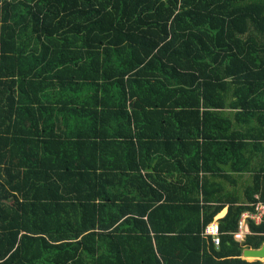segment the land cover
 Masks as SVG:
<instances>
[{
  "label": "trees",
  "instance_id": "obj_1",
  "mask_svg": "<svg viewBox=\"0 0 264 264\" xmlns=\"http://www.w3.org/2000/svg\"><path fill=\"white\" fill-rule=\"evenodd\" d=\"M229 86L264 116V0H0V264H261L200 237Z\"/></svg>",
  "mask_w": 264,
  "mask_h": 264
},
{
  "label": "crops",
  "instance_id": "obj_2",
  "mask_svg": "<svg viewBox=\"0 0 264 264\" xmlns=\"http://www.w3.org/2000/svg\"><path fill=\"white\" fill-rule=\"evenodd\" d=\"M231 92V87L225 90L223 95L224 107L214 108L217 113H220L221 116L227 118L230 124L228 131V140L230 141H227V139L221 140L224 142H231L232 146H237L238 140H240L244 143V146L241 147L236 154H231L230 152L219 154L218 157L214 159V162L209 164L212 172L210 175L206 176H209V182L215 183L214 187H216L218 191L215 193L213 192V196L211 197V200H209L211 202L203 203L199 200L198 203L200 205V209L203 206H220L221 209L218 210L212 219L202 228L200 237H206L211 242V236L205 235L203 232L204 228L207 225H216L218 228V221L225 216L228 207H242L244 209L237 217L235 229L232 232H228L234 243L242 244L247 236L254 234L249 227L253 224H248V232L243 234L241 239H234L232 234L237 232V223L241 213L250 209V204L255 201V198L259 200L257 194L251 195V188L254 185L251 183H253L254 173L264 174V116L259 118V115H257L258 111L256 109L257 104H254L253 101L249 100V98L243 102V105H245L244 115L241 114V109L229 106L230 102L234 101V96L231 95ZM230 132H236L239 136L231 138L229 136ZM243 135H245V137H242ZM205 173L209 174V172ZM224 175L227 176V178L223 177ZM250 196L254 199L253 201L247 200ZM183 197H188V195H183L181 198ZM210 211H212L211 208L206 214ZM219 235L220 234L218 233V244ZM263 244L264 243H261L258 248L243 247L241 249L240 259L246 262L257 260L262 264L264 257L261 259L243 257L242 252L243 250L259 249ZM211 245L212 247L217 248V246H214L212 242Z\"/></svg>",
  "mask_w": 264,
  "mask_h": 264
},
{
  "label": "built area",
  "instance_id": "obj_3",
  "mask_svg": "<svg viewBox=\"0 0 264 264\" xmlns=\"http://www.w3.org/2000/svg\"><path fill=\"white\" fill-rule=\"evenodd\" d=\"M264 220V202L255 198V201L250 204V209L241 213L238 223L237 232L232 234L234 239H241L242 235L248 232V224L258 225ZM203 232L205 235L211 236V242L214 246L218 244V233L216 225H207ZM264 264V260H262Z\"/></svg>",
  "mask_w": 264,
  "mask_h": 264
},
{
  "label": "water",
  "instance_id": "obj_4",
  "mask_svg": "<svg viewBox=\"0 0 264 264\" xmlns=\"http://www.w3.org/2000/svg\"><path fill=\"white\" fill-rule=\"evenodd\" d=\"M243 257H251L255 259H261L264 257V244L259 249L243 250Z\"/></svg>",
  "mask_w": 264,
  "mask_h": 264
}]
</instances>
